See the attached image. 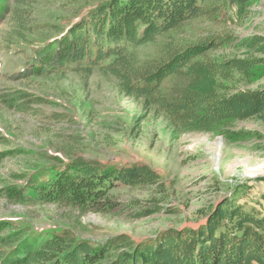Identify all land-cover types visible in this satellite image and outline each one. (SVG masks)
Returning a JSON list of instances; mask_svg holds the SVG:
<instances>
[{"label": "trees", "instance_id": "obj_1", "mask_svg": "<svg viewBox=\"0 0 264 264\" xmlns=\"http://www.w3.org/2000/svg\"><path fill=\"white\" fill-rule=\"evenodd\" d=\"M253 1L99 0L43 42L31 64L11 78L110 75L126 96L180 133H216L227 122L264 121V84L236 86L255 80L264 70V37L218 34L191 43L176 37L191 21L221 24ZM33 2L0 0V23L11 16L10 36L19 42H27L29 34L19 8ZM146 46L158 49L156 59L141 57L140 49ZM3 94V104L20 112L47 101L25 91ZM150 184L159 186L146 165L72 158L30 185L31 195L24 194L26 186L10 187L6 194L20 205L36 202L113 215L122 210L113 190ZM247 188L239 186L234 194ZM202 218L197 226L167 228L139 243L120 236L101 245L62 231H24L0 221V264H264V210L232 196L203 212Z\"/></svg>", "mask_w": 264, "mask_h": 264}, {"label": "rangeland", "instance_id": "obj_2", "mask_svg": "<svg viewBox=\"0 0 264 264\" xmlns=\"http://www.w3.org/2000/svg\"><path fill=\"white\" fill-rule=\"evenodd\" d=\"M33 1L19 8L29 27L27 42L10 36L11 16L0 23V221L24 231H62L101 245L120 236L139 243L167 228L197 226L203 212L232 196L264 210V121H231L216 133H180L162 116L145 111L139 100L126 96L110 75L70 73L13 80L11 75L31 64L43 42L99 0ZM236 11L221 24L191 21L176 37L189 43L218 34L264 37V0ZM140 54L156 59L158 49L142 47ZM259 73L255 80L236 86L263 85L264 70ZM15 90L47 101L30 104L26 112L7 108L2 94ZM72 158L115 166L143 164L154 171L159 186L113 190L114 200L122 206L113 215L36 202L20 205L6 194L10 187L26 186L24 194L31 195L30 185L47 179ZM239 186L248 188L234 194Z\"/></svg>", "mask_w": 264, "mask_h": 264}]
</instances>
